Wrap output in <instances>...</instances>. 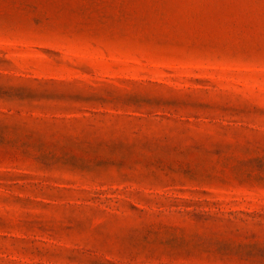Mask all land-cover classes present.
Returning <instances> with one entry per match:
<instances>
[{
	"label": "rangeland",
	"instance_id": "1",
	"mask_svg": "<svg viewBox=\"0 0 264 264\" xmlns=\"http://www.w3.org/2000/svg\"><path fill=\"white\" fill-rule=\"evenodd\" d=\"M0 264H264V0H0Z\"/></svg>",
	"mask_w": 264,
	"mask_h": 264
}]
</instances>
